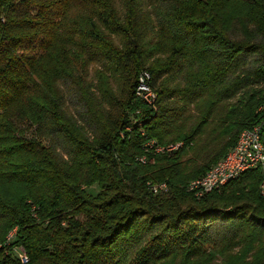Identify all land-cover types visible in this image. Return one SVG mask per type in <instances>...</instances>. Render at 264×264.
I'll list each match as a JSON object with an SVG mask.
<instances>
[{"label": "trees", "instance_id": "16d2710c", "mask_svg": "<svg viewBox=\"0 0 264 264\" xmlns=\"http://www.w3.org/2000/svg\"><path fill=\"white\" fill-rule=\"evenodd\" d=\"M155 1L163 26L156 41L136 6L122 22L109 0H0V181L22 189L0 203V240L17 229L26 264H264V164L202 198L187 189L263 120L264 0ZM74 6L94 9L126 38L117 50L92 36L105 64L139 75L134 89L146 73L151 91L174 75L184 87L160 86L153 104L134 97L137 122L120 116L122 105L113 116L96 104L94 118L82 120L93 139L85 135L56 87L75 57L67 27ZM158 56L166 58L146 66ZM173 98H205L208 120L179 132L183 108L163 105ZM23 122L39 137L48 131L49 146L18 138ZM177 142L179 151H155ZM96 184L94 197L87 189ZM0 264L23 263L0 249Z\"/></svg>", "mask_w": 264, "mask_h": 264}, {"label": "rangeland", "instance_id": "374dc122", "mask_svg": "<svg viewBox=\"0 0 264 264\" xmlns=\"http://www.w3.org/2000/svg\"><path fill=\"white\" fill-rule=\"evenodd\" d=\"M131 0H109L111 12L121 20L126 22V16L129 8L136 6V10L141 12L143 17L144 31L147 34V39L157 40V34L163 29V26L159 22L157 6L158 2L155 0H136L132 4ZM94 9L89 7L74 6L68 13L67 27L70 30L71 37L74 39V44L69 47L73 53L70 59L71 73L65 79L60 80L56 87L59 96L63 100V111L71 117L77 125L83 126L82 120L93 117L96 104L102 102L103 109L109 111L113 116L118 115L119 108L122 105L123 110L120 116H127L133 121L137 122V115L141 112V107H138L134 102V97L140 100L138 86L134 89L133 84L138 80V74L134 70H122L120 66H113L105 64L102 58L99 56L98 47L95 44L92 36H98L106 39L111 46L117 50H123L127 47L126 38L110 30L101 19L94 15ZM165 25L168 23L165 21ZM165 56H158L156 58L146 60V66H150L158 59H164ZM161 83V81L159 82ZM164 85V86H163ZM161 86V87H160ZM167 88L168 90L178 89L184 87V78L178 75L166 76L163 78V82L158 85L156 90L149 93L148 98L142 99L143 101H152L158 99V88ZM145 93H148L146 91ZM33 92H29L24 100L31 99ZM186 104V105H183ZM163 105L171 106V108H183L184 112L179 124L182 125V129L179 132L188 133L190 128L196 124H202L208 120L206 113L209 110L210 102L205 98L189 100L187 103H182L177 98H173L163 103ZM94 118V117H93ZM124 119V118H123ZM18 138L24 136L26 144L37 143L44 147H48L51 143V137L48 135V131H44L42 136H38L36 127L30 123H21ZM83 130L85 135L93 139V134L88 128ZM240 138V137H239ZM170 141V140H169ZM184 143H172L168 148L176 147L174 150L179 151L183 148ZM188 149H185L186 153ZM57 152L62 155L63 159H67V156L62 152V149H58ZM190 157V155H184V159ZM194 181V180H193ZM189 186V185H188ZM187 186V189H188ZM13 183L6 181H0V203L5 200L8 201L11 198H16L22 191ZM87 192L92 196H97L100 193L99 186L93 185L87 189ZM190 192V191H189ZM193 194V192H190ZM202 228V227H201ZM1 232V221H0ZM11 235V236H10ZM17 229L10 231L5 239L0 240V249H6L7 252H11L19 259L24 256L23 249L16 245ZM149 240L148 238L146 239ZM146 241L136 245L131 252V258H134ZM207 251L211 250V246L206 244L201 246ZM21 261V259H20ZM26 264V263H23Z\"/></svg>", "mask_w": 264, "mask_h": 264}, {"label": "built area", "instance_id": "2783aa9c", "mask_svg": "<svg viewBox=\"0 0 264 264\" xmlns=\"http://www.w3.org/2000/svg\"><path fill=\"white\" fill-rule=\"evenodd\" d=\"M149 79V75L146 73V78H139L138 84V92L141 99L145 97L148 98L149 85L147 80ZM148 91V93H145ZM156 99L152 101H146L149 104H153ZM260 111L263 114V120L261 123L255 125L251 132H248L247 139L243 144V147L240 152L232 155L231 160L228 162L223 172H214L210 176V179L206 180L205 183H202L200 186H194V188H198V192L200 194L205 195L206 188H217V190L224 187V179L227 175H235V180L241 178L243 176V168H250V170L254 169L255 166H260V164H264V143L262 140L263 132H264V107L260 108ZM176 147L171 148H163L158 147L155 149L156 153H161L162 149H175ZM142 161H146V159H142ZM153 187H161L162 190H166V184L162 185H152ZM264 193V187L262 189ZM21 261H27L28 258L24 254L21 256Z\"/></svg>", "mask_w": 264, "mask_h": 264}, {"label": "bare ground", "instance_id": "6f19581e", "mask_svg": "<svg viewBox=\"0 0 264 264\" xmlns=\"http://www.w3.org/2000/svg\"><path fill=\"white\" fill-rule=\"evenodd\" d=\"M146 75V74H145ZM140 78H143V76H141ZM150 78V77H149ZM149 92L152 93L150 87H149ZM264 107V105H263ZM252 129L250 130H246L244 131L241 135L240 138L238 140L237 146L234 148V150H232L228 156L222 160L217 166H215L212 170H210L204 177L194 180L192 181L189 186H188V191L193 192V194L197 197V198H202L204 195L200 194V192H198V188H194V186H200L202 183H205L206 180L210 179V176L212 175V173L216 172H223L224 168L226 167V165L228 164V162L231 160L232 155L236 154L237 152H240L243 144L245 143L246 139H247V135L248 132H251ZM170 150H174V149H170ZM163 150H161L162 152ZM144 159V158H143ZM144 162V161H143ZM263 164H260V166ZM259 166H255V168H257ZM254 168V169H255ZM250 168H243V174L246 173L247 171H249ZM235 180V175H227L224 179V186L227 185L228 183H230L231 181ZM264 187V185H263ZM158 187H154L152 190L154 193H156L158 191ZM214 190H217V188H206L205 189V194L206 193H210ZM11 236V235H10ZM22 263H27V261H21Z\"/></svg>", "mask_w": 264, "mask_h": 264}]
</instances>
